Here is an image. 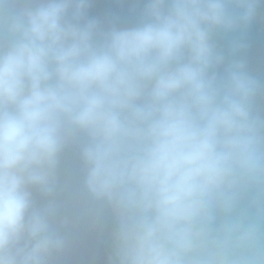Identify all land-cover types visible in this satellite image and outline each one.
I'll return each instance as SVG.
<instances>
[{
	"label": "clouds",
	"instance_id": "1",
	"mask_svg": "<svg viewBox=\"0 0 264 264\" xmlns=\"http://www.w3.org/2000/svg\"><path fill=\"white\" fill-rule=\"evenodd\" d=\"M262 4L146 0L106 27L93 0H0V264L105 229L108 264H264V81L239 55Z\"/></svg>",
	"mask_w": 264,
	"mask_h": 264
},
{
	"label": "water",
	"instance_id": "2",
	"mask_svg": "<svg viewBox=\"0 0 264 264\" xmlns=\"http://www.w3.org/2000/svg\"><path fill=\"white\" fill-rule=\"evenodd\" d=\"M146 0H93L90 16L98 17L104 26L131 27L138 23L140 10ZM246 47L239 53L247 61L251 75L264 81V4L257 9L253 21L245 30ZM221 47H226L227 38H218ZM257 107L264 115V94L257 100Z\"/></svg>",
	"mask_w": 264,
	"mask_h": 264
},
{
	"label": "rangeland",
	"instance_id": "3",
	"mask_svg": "<svg viewBox=\"0 0 264 264\" xmlns=\"http://www.w3.org/2000/svg\"><path fill=\"white\" fill-rule=\"evenodd\" d=\"M81 238V235L78 233L71 250L63 257L66 264L69 261L75 262L76 259L88 260V264H108V256L99 250L98 244L86 243Z\"/></svg>",
	"mask_w": 264,
	"mask_h": 264
},
{
	"label": "trees",
	"instance_id": "4",
	"mask_svg": "<svg viewBox=\"0 0 264 264\" xmlns=\"http://www.w3.org/2000/svg\"><path fill=\"white\" fill-rule=\"evenodd\" d=\"M77 170V158L74 150H69L64 157L62 164V171L67 174L69 178L75 176ZM84 238H88L90 240H96L100 245L103 246L106 254H109V246L107 240V229L104 231L98 230H81L78 232ZM77 233V234H78Z\"/></svg>",
	"mask_w": 264,
	"mask_h": 264
},
{
	"label": "flooded vegetation",
	"instance_id": "5",
	"mask_svg": "<svg viewBox=\"0 0 264 264\" xmlns=\"http://www.w3.org/2000/svg\"><path fill=\"white\" fill-rule=\"evenodd\" d=\"M80 235H81V234H80ZM81 237H82V235H81ZM81 240H82V241H85L86 243H94L95 245L98 244L99 247H100L99 250H100L101 252H103L104 254H106L105 251H104L103 246L100 245L96 240H93V241H92V240H90V239H88V238H84V237H82ZM106 255L108 256L109 254H106ZM58 264H66V263H65V260H63V257L58 261ZM68 264H88V260L83 261V260L76 259L75 262H70V261H69Z\"/></svg>",
	"mask_w": 264,
	"mask_h": 264
}]
</instances>
